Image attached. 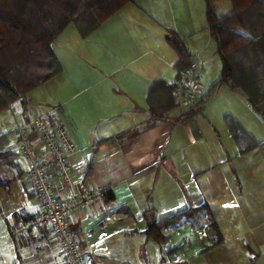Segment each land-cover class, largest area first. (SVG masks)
Returning <instances> with one entry per match:
<instances>
[{
	"label": "crops",
	"instance_id": "1",
	"mask_svg": "<svg viewBox=\"0 0 264 264\" xmlns=\"http://www.w3.org/2000/svg\"><path fill=\"white\" fill-rule=\"evenodd\" d=\"M234 12L230 0L215 5L218 19ZM243 13L245 26L237 31L264 35V0ZM206 22L205 0H134L89 36L71 24L52 41L60 71L29 91L26 105L0 113V137L15 156L4 175L10 183L0 187V264L61 262L47 231L33 228L18 242L10 234L39 211L29 164L14 152V131L49 112L76 147L73 186L55 179V192L104 194L71 215L86 264H264V71L244 63L234 73L235 82L251 78L256 104L241 88L214 89L222 62ZM171 31L204 85L191 104L180 97L179 56L166 39ZM230 121L246 141H237ZM109 191L113 200L105 197ZM185 213L183 223L162 232L172 252L145 235L152 216Z\"/></svg>",
	"mask_w": 264,
	"mask_h": 264
},
{
	"label": "trees",
	"instance_id": "2",
	"mask_svg": "<svg viewBox=\"0 0 264 264\" xmlns=\"http://www.w3.org/2000/svg\"><path fill=\"white\" fill-rule=\"evenodd\" d=\"M133 1L0 0V113L17 102L26 105L27 93L60 71L61 67L53 55L51 44L65 28L73 24L82 37H87L123 6ZM222 1L224 0H205L206 23L210 36L217 44L222 62V78L213 88L216 89L215 87L224 83L235 90L241 88L247 100L256 104L257 99L250 90L251 78L242 76L235 82L234 73L236 68L244 63H251L260 71H264V35L251 39L237 31L245 26L244 9L260 3L261 0H230L234 14L218 19L215 5ZM166 39L178 53L179 60L175 68L177 80L180 81L182 74L192 70V56L175 32H169ZM246 52L249 58L244 56ZM40 69L45 72L41 73V70L39 74ZM177 88L179 87H172L171 90L175 92ZM230 124L237 141H246V133L234 122L230 121ZM6 144L5 137H0V187H7L10 183L4 175L15 160L14 154L6 151ZM112 195L109 191L105 197L113 200ZM185 215L186 213L164 220H155L152 216L147 221L145 235L172 252L174 248L162 232L171 224L179 226L185 221Z\"/></svg>",
	"mask_w": 264,
	"mask_h": 264
},
{
	"label": "built area",
	"instance_id": "3",
	"mask_svg": "<svg viewBox=\"0 0 264 264\" xmlns=\"http://www.w3.org/2000/svg\"><path fill=\"white\" fill-rule=\"evenodd\" d=\"M180 83V97L185 104L194 103L204 91V85L192 70L182 74ZM14 134V152L29 164L28 185L39 202V211L28 224L11 228L12 239L18 242L31 229H43L49 233L52 245L59 251L60 264H86L80 238L71 228V215L101 200L104 194L94 191L83 197H61L55 192V179L64 188L73 186L70 158L76 152L69 133L57 115L49 112L34 117L18 126ZM31 134L36 136L39 145H35Z\"/></svg>",
	"mask_w": 264,
	"mask_h": 264
},
{
	"label": "rangeland",
	"instance_id": "4",
	"mask_svg": "<svg viewBox=\"0 0 264 264\" xmlns=\"http://www.w3.org/2000/svg\"><path fill=\"white\" fill-rule=\"evenodd\" d=\"M41 70H42V69H40V70H39V72H38L39 74H41V73H44V72H45V71H43V70H42L43 72H41ZM40 72H41V73H40Z\"/></svg>",
	"mask_w": 264,
	"mask_h": 264
}]
</instances>
